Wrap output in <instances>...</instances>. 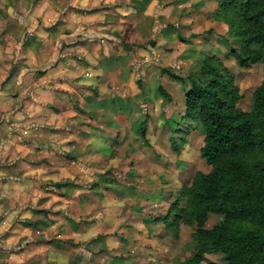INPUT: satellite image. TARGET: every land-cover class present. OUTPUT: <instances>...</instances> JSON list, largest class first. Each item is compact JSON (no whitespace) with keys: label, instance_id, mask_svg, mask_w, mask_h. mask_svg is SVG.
Wrapping results in <instances>:
<instances>
[{"label":"rangeland","instance_id":"1","mask_svg":"<svg viewBox=\"0 0 264 264\" xmlns=\"http://www.w3.org/2000/svg\"><path fill=\"white\" fill-rule=\"evenodd\" d=\"M31 1L30 30L5 33L47 50L36 70L50 75L42 84L54 86L56 102L48 115L34 109V129L15 137L28 140L25 169L15 168L19 181L2 191L0 264H189L195 229L166 228L164 216L210 167L200 125L184 117L188 81L160 71L185 77L215 56L238 89L237 108L249 111L263 65L241 68L230 55L236 42L217 0ZM54 48L66 50L57 69ZM205 257L201 264H225L221 254Z\"/></svg>","mask_w":264,"mask_h":264},{"label":"trees","instance_id":"2","mask_svg":"<svg viewBox=\"0 0 264 264\" xmlns=\"http://www.w3.org/2000/svg\"><path fill=\"white\" fill-rule=\"evenodd\" d=\"M217 1V18L236 42L230 55L241 68L257 63L264 68V0ZM160 72L188 81L184 117L200 125V156L210 167L181 188L170 206L172 219L166 215L163 223L166 228L183 224L195 229L197 249L189 264H201L212 253L221 254L225 264H264V80L252 94L250 110L242 111L236 106L238 89L215 56L205 55L197 71L185 77L171 67ZM158 93L171 101L162 87ZM147 121L136 129L142 138ZM210 215L216 219L208 228Z\"/></svg>","mask_w":264,"mask_h":264},{"label":"crops","instance_id":"3","mask_svg":"<svg viewBox=\"0 0 264 264\" xmlns=\"http://www.w3.org/2000/svg\"><path fill=\"white\" fill-rule=\"evenodd\" d=\"M23 2L24 0H0V203L3 200L2 191L19 181L15 171L20 166V160L25 159L23 152L26 151L28 140L20 142L15 137L23 136L34 129L32 121L38 117L31 114L34 109L39 108L43 115H48V111L51 110L50 104L56 102L52 101L51 96L54 86L42 84L50 75L46 74L45 70L41 73L36 70L46 59L47 50H39L40 47H37L36 53L28 37L22 44L10 39L8 33H5L13 25L28 31V20L33 11L32 1L30 0L29 7H24ZM19 20L24 24H17ZM42 45L46 47L47 43L43 42ZM54 50L57 69L63 66L65 59H60L59 56L66 50L61 48ZM55 92L58 93L56 90ZM36 125L37 130L39 127L44 128L39 123ZM22 169L25 167L19 168ZM13 231H17V228Z\"/></svg>","mask_w":264,"mask_h":264}]
</instances>
